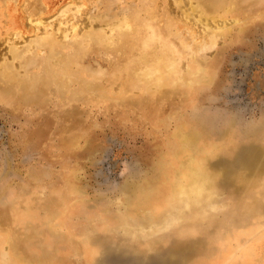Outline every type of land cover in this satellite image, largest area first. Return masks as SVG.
Here are the masks:
<instances>
[{
	"label": "rangeland",
	"instance_id": "1",
	"mask_svg": "<svg viewBox=\"0 0 264 264\" xmlns=\"http://www.w3.org/2000/svg\"><path fill=\"white\" fill-rule=\"evenodd\" d=\"M41 1L47 28L62 20L75 27L90 14L95 17L90 23L99 28L101 15L123 0ZM161 2L173 5L171 0L155 3ZM253 2L264 7V0ZM71 4L79 5L80 11L71 7L64 17L59 14ZM30 7V0H0V62L14 60L12 72L17 71L7 82L0 80V214L26 215L27 229L18 231L26 256L35 264H264V19L250 22L242 34L238 25H227L216 32L213 47L201 50L195 44L199 27L178 33L176 44L184 54L180 69L195 55V60L209 64L213 79H204L190 102L165 91L169 94L160 109L164 124L158 127L142 114L141 99L147 90L142 83L135 85L134 75L129 74L137 63L121 70L114 83L106 79L118 64L115 56L122 54L116 47L110 50L100 41L94 51H82L81 65L74 71L77 80L68 84L63 80V92L55 84L47 87L46 79L65 73L75 56L72 46H57L55 52L39 50L40 56L30 53L28 64L21 67L10 48L24 49L37 38L33 31L37 17ZM162 16L174 21L172 14V18L166 12ZM16 30L19 34L13 37ZM57 60L62 64H55ZM92 74L99 76L101 87L91 95L85 85ZM26 76L38 84L28 96L18 83ZM126 85L133 101L118 110L114 104L124 100L120 94ZM103 92L110 97H103ZM181 123L199 129L219 148L208 158L213 192L191 201L170 194L171 186L160 184L157 169L163 152L168 154L174 147H166L167 136ZM69 131L77 135L75 149L64 143ZM9 243L0 241V264L10 255Z\"/></svg>",
	"mask_w": 264,
	"mask_h": 264
},
{
	"label": "bare ground",
	"instance_id": "2",
	"mask_svg": "<svg viewBox=\"0 0 264 264\" xmlns=\"http://www.w3.org/2000/svg\"><path fill=\"white\" fill-rule=\"evenodd\" d=\"M121 2L126 3L125 0H123ZM155 2H157V0H133V2L126 3V5H122V3L119 5L117 4L115 7L111 8V12L107 11L101 15V17H100L101 23L99 24L100 25L99 28L96 27V24L90 23V20L92 21L95 19V17L91 16V14H90L88 20H86L87 18L86 19L82 18L83 21L79 20L80 23H78V24L75 23L74 19L76 17L74 16L75 18L73 19V22L75 24H77V26H75V27H70V26L67 27V25L65 24V21H63V20L61 22L59 21V23L61 24L60 25L61 27H58V25H59L58 22H54V27H55V29H54L53 25H52V28H47L46 21L42 19L41 15H42V13H44L45 4L41 0H38V1L37 0H30V6H31L30 8H32V12L37 17L36 20H33V21H36L35 23H37V27L35 26L34 30H33L35 32V35L37 38L34 40V42L31 45L25 46L24 49L20 48L21 50H18V48L11 46L12 48H10V51L12 52V58L13 59H19L21 62V67H23V66H26L28 64V57H29L30 53L39 55V54H41L39 50H42V51L47 50V52H51V51L55 52V47H57V46H58V48H62L65 46H72L73 48H75V50H73L75 56L71 60H69L68 63L66 64L65 73L62 74V76L60 78L58 77L59 76L58 74H57L58 76H56L55 74H52V76H49L46 79L47 81L45 80L47 87L51 88L53 86V84H55L56 85L55 88L59 89L60 92H63L62 91V90H64V81L63 80L67 81L66 84L72 82L73 79L75 80L74 71L76 69V66L78 67V65H81V64H79L78 60L81 58L82 51L84 53L86 51L87 52L94 51L96 49V46L98 45L97 43L100 41H102L104 43V45H107L108 46L107 48H109L110 50L112 48L116 47V49L122 50V54H120L119 56L117 55L118 57L115 56V58H117L115 60L116 61L115 63H118V64L116 65V67L111 72H108L107 76L105 74L102 76L103 77L106 76L107 80H110L111 82L113 81V83H114L115 79L117 77H119L121 70H123L124 68H128L130 65H132L134 63H137L138 67L136 69L132 70L131 72H129V74L134 75L133 80L136 82V83H134L135 85L137 84V85L141 86L140 83H142V84H144V86L147 90L146 91L147 93H145L144 97L141 99V101H142L141 102L142 103V106H141L142 114L143 115L145 114L144 116L148 120L154 119L156 126L161 127L164 124V116L160 113V109L163 107V104L167 100L166 96H164V95L166 93L169 94L168 92H165V91H168V89H169L170 90L169 92H170V94H172V97L174 96L173 94H175V93L180 94L181 95L180 99L183 101V103L190 102V101H193L194 97L198 94V92L202 88V85H204L203 84L205 82L204 79H206V80H212L213 79V72H212L209 64L202 63L201 61L195 60V58H194L195 55L191 56L190 60L189 59L187 61L184 60L181 64L183 70L180 69L181 68L180 63L182 61L184 54L182 53V51H180L178 49L177 44H176V41H177L176 38H178L177 35H179L178 33L182 34V32L184 30H187L190 27H199V29H201V30H199V35L196 34L197 36H195L196 37L195 39L196 40L198 39V41L195 43L197 46V50L198 49L201 50L203 47H206V48L213 47L217 41V35L218 34L216 32H220V30L223 28L227 29L231 25H238L239 26L238 33H240V34L244 33V31H245L244 28H246L250 22H252L256 19H264V7H261V8L256 7V5L254 4L255 2H253V0H171V2H173L172 3L173 5H170L171 3L170 4L166 3V5H164V3H162V2H161L162 3V5H161L160 3L156 4ZM183 3H185L187 5V7ZM91 4H93V3H91ZM72 5L73 4H71V6H66V7L64 6L63 7L64 9L62 8L63 10L59 9V10H61L60 11L61 13H59V14H61L64 17V14L66 13L67 10H70ZM174 5H175V7H174ZM72 8H75L76 9L75 12H76L77 9H79L81 7L78 5V6H74ZM97 8H99V7L97 6ZM178 8L181 9L179 12L177 10ZM79 11H80V9H79ZM95 12H93V13H95ZM165 12L167 14H169L170 17L172 14V16L174 18L173 22H169V21L163 19L162 14H165ZM72 13L76 14L74 12H72ZM97 14L98 13H95V15H97ZM50 17H51V15H50ZM23 19H22V21H23ZM76 20L78 21V19H76ZM10 21L11 20H9V22ZM47 21H48V19H47ZM27 22L29 23V21H27ZM81 22L85 23L84 25H82V27H81ZM69 23H70V21H69ZM43 24L46 25L45 29H44V27L41 28V26H40V25L43 26ZM209 26H211L212 31L208 30ZM7 29H9V28H7ZM19 31L20 30L14 31L12 33V36L17 37L16 35L19 34ZM72 34L75 35L76 37L71 38V37H73V36H71ZM77 36H79V37H77ZM187 36H183L182 38L185 39ZM17 44H18V42H17ZM130 46H131V49H129ZM199 47H202V48H199ZM124 52H126V54ZM183 52H184V50H183ZM54 59H55V57H54ZM13 61L14 60L8 61L7 59H4L3 62H0V80L6 81L7 78L10 80L13 77V72L14 73L17 72V71L15 72V70L12 72V70L14 69L13 68L14 67ZM54 62H56L55 64H62V62L60 60H57ZM42 64H40V65H42ZM89 64H86V65H89ZM61 66H63V65H61ZM45 67H46V65H45ZM27 68H28V66H27ZM20 69H22V68H20ZM57 69H61V67L57 68ZM80 70H82V69H80ZM31 71L32 70H30V72ZM76 71H78V70H76ZM180 71H181V74L179 73ZM103 73H104V71H103ZM76 74L78 76V72ZM60 75H61V73H60ZM125 77H128L126 72H125L124 78ZM19 78H18L19 86L23 89V91L24 90L27 91L26 96L30 95V92H34L31 90H32V88L37 87L38 84L32 76H26V77H23L22 79H19ZM121 78H122V76H121ZM86 82H87V84L85 86L89 89V92L91 93V95H92L95 88L101 87V83L99 81V76H97L96 74L90 75V77L88 79L86 78ZM124 82L125 81L123 80V83ZM129 83H130V81H129ZM124 88H125L124 91H122V93L120 94L121 95L120 98H122L124 100L118 101L114 104L116 109H118V110L119 109L124 110L126 105H131L130 102L133 101L132 98L129 97L127 92H126L127 85ZM80 89H81V87H80ZM29 90H30V92H29ZM74 91H76V89H74ZM143 91H144V89H143ZM76 93H75V97H77ZM103 93H104L103 97H110V94H108L107 92H103ZM94 95H95V93L93 94V96ZM59 97L63 98V96H61V95H59ZM66 98H67V96H66ZM18 100H21V98H18ZM123 103H125L124 106H123ZM47 104H49V103H47ZM70 104H68V105H70ZM59 114H61V113H59ZM26 116H29V115H26ZM77 121H79V120H77ZM201 133L202 132L199 129H196L195 127L188 126L187 124H183V123H181V125H178L174 130H171L170 136H167L165 143H166V147H171V146L173 147L174 146L173 147L174 149L171 148L170 153H168V154L166 152H163V156L160 159L158 167H157L158 172H159V176H160L159 178H161V179H159L160 184L163 185L165 183V185L166 184L170 185L171 187L168 190L170 194H175V195L179 196L180 198H188L189 201L197 199L200 196V194L206 193L207 191L210 190L209 182H210V179L213 178V174H212V172H210V169L208 168V161H210V160H208V158H209V156L216 154L218 152V149H219V148H217V146L215 144H212L211 142H208L207 140H205L202 137ZM90 136H91V134H90ZM67 137L65 138L64 143L66 144V146L68 148L75 149L79 146L77 135H75V134H73V132L69 131V132H67ZM178 155H179V158H178ZM168 168H171V170ZM240 172H242V171H240ZM161 174L162 175L164 174V176H162ZM241 176H243V175H241ZM218 177H219V174H218ZM143 179H145V177ZM68 182H71L70 179H68ZM210 183H212V182H210ZM145 188H147V187H145ZM153 190H154V188H153ZM210 191H212V190H210ZM143 198H146V197L144 196ZM215 200H216V198H215ZM51 201H53V198ZM59 205H60V203H59ZM187 205H189V207H190L189 202H187ZM195 207H196V205H195ZM47 210H45V211H47ZM42 211H43V209H42ZM170 211H171V209H170ZM182 211H185V209ZM193 212H194V210H193ZM54 214L55 213H53V215ZM167 214H168V211H167ZM171 215L173 216V214H171ZM175 215H176V213H175ZM52 217H54V216H52ZM175 217L176 216H174L173 218H175ZM25 219H26V215L24 216V214L23 215H20V214L15 215L14 213L13 214L9 213V215H7V216L0 214V241L8 242V243L10 242L9 243L10 248H8L7 252H6L8 254L10 253V255L8 256L7 261H5L4 264H35V263H33L34 260L27 257L23 248L20 249L21 246L19 245L20 239L18 237V231L21 230V234H22L23 230L25 231L27 229V228L25 229V227H26L25 225H27V224L24 225V222H23ZM150 219H152V218H150ZM187 219H189V218H187ZM204 219H206V218H204ZM184 221H186V220H184ZM106 222H107V219H106ZM168 222L170 223L171 221H168ZM168 222L166 224H168ZM134 224L136 225V223H134ZM159 224L161 225L162 223H159ZM129 225H132V224H129ZM168 226H171V225H168ZM160 228L161 227H159V229ZM31 233H33V232H31ZM124 234L122 233V235H124ZM158 234H160V233H158ZM120 237H123V236H120ZM56 238H57V236H56ZM109 238H110V236H109ZM136 246H137V244H136ZM74 248L79 250V247L77 244H75ZM25 250L27 251V248ZM31 257H32V255H31Z\"/></svg>",
	"mask_w": 264,
	"mask_h": 264
}]
</instances>
